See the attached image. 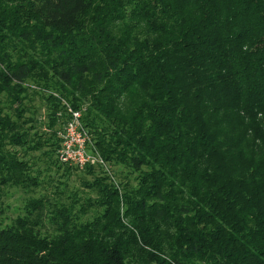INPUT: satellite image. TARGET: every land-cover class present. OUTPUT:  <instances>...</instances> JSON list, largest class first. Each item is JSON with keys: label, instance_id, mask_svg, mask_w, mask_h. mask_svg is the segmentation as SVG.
<instances>
[{"label": "trees", "instance_id": "obj_1", "mask_svg": "<svg viewBox=\"0 0 264 264\" xmlns=\"http://www.w3.org/2000/svg\"><path fill=\"white\" fill-rule=\"evenodd\" d=\"M16 37L38 51L13 60ZM39 57L102 155L141 175L128 225L106 184L92 221L33 199L0 224V264H264V0H0V93ZM8 115L0 201L37 185Z\"/></svg>", "mask_w": 264, "mask_h": 264}, {"label": "rangeland", "instance_id": "obj_2", "mask_svg": "<svg viewBox=\"0 0 264 264\" xmlns=\"http://www.w3.org/2000/svg\"><path fill=\"white\" fill-rule=\"evenodd\" d=\"M15 44L20 47L14 49L7 45L8 50L5 51L13 60L20 50H26L28 54L38 51V43L30 47L27 43H20L16 37ZM42 61L39 57L36 64L38 69L13 95L0 93L2 115L9 114L12 121H16L18 130L15 132L22 141L20 146L9 145L8 148L12 151L16 147L19 157L29 162V174L37 181V185L29 187L4 186L5 195L0 201L1 226H11L17 217L25 215L27 204L39 198L47 199L51 204L71 206L77 212L81 210V221H92L105 209L100 205L103 200L100 194L105 184L116 190L122 220L128 225V220L124 218L127 197L131 188L138 186L140 171L133 170L130 164L121 160H109L102 155L96 144L97 135L93 129L85 126L88 104L75 110L61 92L64 90L53 75L55 69L50 65L43 66ZM73 111L80 116L76 124L81 141L75 143H84L91 156L83 167L64 162L61 158L67 124ZM46 225L49 227V221Z\"/></svg>", "mask_w": 264, "mask_h": 264}, {"label": "built area", "instance_id": "obj_3", "mask_svg": "<svg viewBox=\"0 0 264 264\" xmlns=\"http://www.w3.org/2000/svg\"><path fill=\"white\" fill-rule=\"evenodd\" d=\"M79 117L78 112H71V118L66 128V141L61 150V158L64 162H72L77 166L83 167L87 165L91 156L88 154L84 143H75L81 141L78 136V124H76Z\"/></svg>", "mask_w": 264, "mask_h": 264}]
</instances>
